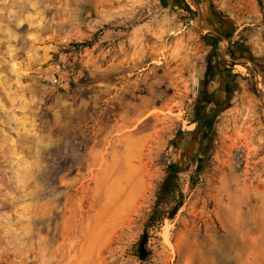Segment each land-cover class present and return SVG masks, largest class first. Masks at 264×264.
<instances>
[{
	"label": "rangeland",
	"instance_id": "374dc122",
	"mask_svg": "<svg viewBox=\"0 0 264 264\" xmlns=\"http://www.w3.org/2000/svg\"><path fill=\"white\" fill-rule=\"evenodd\" d=\"M199 1L0 0V264H264V0ZM213 36L233 91L143 260Z\"/></svg>",
	"mask_w": 264,
	"mask_h": 264
},
{
	"label": "trees",
	"instance_id": "16d2710c",
	"mask_svg": "<svg viewBox=\"0 0 264 264\" xmlns=\"http://www.w3.org/2000/svg\"><path fill=\"white\" fill-rule=\"evenodd\" d=\"M161 1L165 3V0ZM194 2L200 6L199 0H194ZM183 6L188 13L193 12L187 2H183ZM226 36H230V34H226ZM217 39L218 36H213V50L206 54L207 70L204 90L198 94L192 106L189 120L191 123H195V126L190 130H179L170 140L173 157L167 163L165 174L157 185L152 209L145 219L141 234L137 239L136 254L140 259L144 260L147 257L150 229L160 226L164 218H173L183 203L184 194L178 183V177L185 170L186 164L190 162L193 168V173L190 174L192 181L203 170L212 150L217 117L222 110L219 92L223 91L229 95L233 91V82L237 74L226 73L222 70L220 62L214 60V57L219 55L215 47ZM260 64H262L264 84V63ZM213 83V88L208 90ZM253 91L264 97L263 90L254 89Z\"/></svg>",
	"mask_w": 264,
	"mask_h": 264
},
{
	"label": "built area",
	"instance_id": "2783aa9c",
	"mask_svg": "<svg viewBox=\"0 0 264 264\" xmlns=\"http://www.w3.org/2000/svg\"><path fill=\"white\" fill-rule=\"evenodd\" d=\"M71 73L72 72L69 71L64 66H60L59 64H56L53 67L51 73L52 84H57L62 88H66L67 86H69Z\"/></svg>",
	"mask_w": 264,
	"mask_h": 264
},
{
	"label": "water",
	"instance_id": "95a60500",
	"mask_svg": "<svg viewBox=\"0 0 264 264\" xmlns=\"http://www.w3.org/2000/svg\"><path fill=\"white\" fill-rule=\"evenodd\" d=\"M194 4V6L196 7V4L194 2H192ZM196 21H199V16H197Z\"/></svg>",
	"mask_w": 264,
	"mask_h": 264
}]
</instances>
